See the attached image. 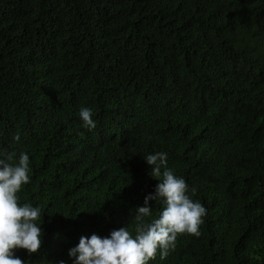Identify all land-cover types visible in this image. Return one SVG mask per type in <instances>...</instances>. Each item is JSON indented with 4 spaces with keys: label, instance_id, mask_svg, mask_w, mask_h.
I'll return each mask as SVG.
<instances>
[{
    "label": "trees",
    "instance_id": "1",
    "mask_svg": "<svg viewBox=\"0 0 264 264\" xmlns=\"http://www.w3.org/2000/svg\"><path fill=\"white\" fill-rule=\"evenodd\" d=\"M0 148L29 156L17 195L41 209L25 264L135 236L156 152L206 215L148 264H264V0H0Z\"/></svg>",
    "mask_w": 264,
    "mask_h": 264
},
{
    "label": "clouds",
    "instance_id": "2",
    "mask_svg": "<svg viewBox=\"0 0 264 264\" xmlns=\"http://www.w3.org/2000/svg\"><path fill=\"white\" fill-rule=\"evenodd\" d=\"M79 117L85 129L96 128L92 109L81 107ZM13 139L18 141L20 137ZM16 156V152L0 148V264H25L15 251L25 250L31 255L43 244L40 207L20 204L17 195L31 182L29 156L21 152L18 161ZM144 159L151 167L149 175L158 183L154 193L144 197L143 206L135 209V236L128 227L112 230L105 237L95 233L81 236L67 252L72 264H148L158 251L165 259L175 249L179 235H200L206 209L188 194L186 181L167 166V153L156 152ZM150 201H162L164 207L158 218L148 220L152 216ZM59 264L65 262L61 260Z\"/></svg>",
    "mask_w": 264,
    "mask_h": 264
}]
</instances>
